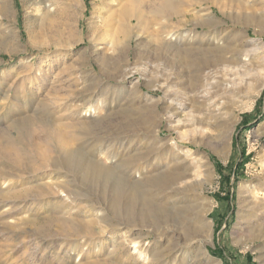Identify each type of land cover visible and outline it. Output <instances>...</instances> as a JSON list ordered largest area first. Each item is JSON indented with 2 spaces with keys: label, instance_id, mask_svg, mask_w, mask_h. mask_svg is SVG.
<instances>
[{
  "label": "rangeland",
  "instance_id": "rangeland-1",
  "mask_svg": "<svg viewBox=\"0 0 264 264\" xmlns=\"http://www.w3.org/2000/svg\"><path fill=\"white\" fill-rule=\"evenodd\" d=\"M164 1L168 0H0V264L114 261L109 257L112 240L120 238L108 227L101 232V220L90 217L94 238L85 242L68 238L72 232L65 225L70 220L78 218L79 224L90 220L74 205L90 203L74 194L73 184H64L74 179L86 192L102 197L97 206L108 205L106 220L116 214L131 218L136 199L131 188H123L124 207L116 212L113 175H93L86 158L98 146L110 147L113 155L145 147L124 158L127 166L158 155L157 147L164 142L170 148L180 142L171 128L176 122H161L164 94L156 88L161 68L145 72L150 60L165 63L156 48L165 32L193 31L206 38L211 29L204 24L218 21L222 26L213 34L226 30L232 38L252 40L247 48L252 52L247 82L264 74L258 68L264 57V0H176L179 15H157ZM127 8L145 23L141 28L133 24L130 36L124 34L121 19ZM174 64L171 61L168 69H175ZM239 116L225 158L210 147L184 144V149L208 156L216 172L212 188L207 185L205 190L216 202L209 215L212 237L198 238L202 244L193 248L190 262L204 258L202 251L207 250L220 264H264V232L249 223L256 215L245 208L241 189L262 172L264 133L258 131L264 130V88ZM57 132L73 139L85 135L95 139L97 148H86L84 156L67 154ZM119 138L123 149L115 148ZM152 138L156 141L147 149L146 141ZM99 158L110 164L105 155ZM5 173L11 177L7 193L1 182ZM66 195L73 205L64 202ZM133 252L129 246L115 264H129Z\"/></svg>",
  "mask_w": 264,
  "mask_h": 264
},
{
  "label": "bare ground",
  "instance_id": "bare-ground-1",
  "mask_svg": "<svg viewBox=\"0 0 264 264\" xmlns=\"http://www.w3.org/2000/svg\"><path fill=\"white\" fill-rule=\"evenodd\" d=\"M156 14L179 15L178 2L164 1L157 8ZM121 17L126 36L134 33L133 24L136 23L139 28L145 24L143 17L132 9L123 10ZM204 25L211 29V34L206 38L193 31L182 33L179 29L172 34H162V42L156 48L164 55L165 63L161 66L157 65V60H150L145 67V72L161 68V73L156 78V88L164 94L160 99L164 106L161 122H176L171 128L178 134L180 142L176 141L173 148L166 146L168 142H164L157 147L158 155L142 157L138 162L127 166L123 165L124 158L145 147L128 150L126 153L115 152L113 155L110 147L98 146L96 151L91 150L93 155L87 153L89 156L86 163L93 175L109 172L114 177L113 207L116 212L119 213L124 207L122 191L125 186L131 188L133 195H136L131 218L129 216L125 220L116 214L109 221L106 220L108 205L103 204L105 207L102 208L97 206L102 197L86 192L78 183H74V179L64 184H73L76 189L74 194L77 197L83 196L90 203L85 207L74 205L77 212L89 214L86 218L101 220L104 225L100 228L101 232L108 227L118 234L117 238L120 240H112L113 253L109 257L114 261L110 264H115V259H121V253L129 246L134 248L133 257L127 259L129 264H142V260L143 264H220L212 259L207 250L202 251L204 258L190 262L193 248L202 244L198 242V238L207 240L212 237L213 221L209 215L216 202L205 194V190L207 185L212 188L210 186L213 185L216 172L208 156L191 147L184 149V144L210 147L221 158H225L232 142V129L237 124L239 115L253 105L264 88V74H259L261 76L254 79V82H247V66L252 62V52L247 49L253 44L250 38H243L242 35L232 38L226 30L220 35L213 34L214 30L222 26L218 21ZM137 36L140 37L138 34ZM147 41L152 42L153 39L147 38ZM256 46L254 50L259 48ZM171 61L175 63L174 71L168 69ZM258 65L259 70L264 69V57ZM245 98L247 101L243 103ZM156 122L150 124L153 126ZM260 133H264V130H259L258 135ZM56 138L59 143H65L62 149L71 155L82 156V151L86 148H97L94 145L95 139L90 141L85 135L73 139L58 133ZM73 140L77 144L72 143ZM155 141V138L147 140L146 148ZM123 145L120 140L115 148L123 149ZM101 154L110 160V164L99 158ZM152 161L155 162L150 166ZM261 166L262 172L257 180L241 189L245 208L256 215V220L249 223L264 232V158ZM8 177L9 173L1 176L5 191L3 193H7L11 178ZM75 177L78 179L80 176L76 173ZM12 195L18 198L17 194ZM64 202L73 205L70 195H66ZM88 221V224H79L78 218L70 220V224L65 225L72 232L68 238L72 240L76 236L75 239L81 242L94 238L91 228L93 220ZM81 247L83 250L88 249L85 245ZM92 249L98 251L97 246Z\"/></svg>",
  "mask_w": 264,
  "mask_h": 264
}]
</instances>
